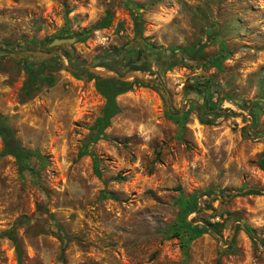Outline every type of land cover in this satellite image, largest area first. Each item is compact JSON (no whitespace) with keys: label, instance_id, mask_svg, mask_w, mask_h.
<instances>
[{"label":"rangeland","instance_id":"rangeland-1","mask_svg":"<svg viewBox=\"0 0 264 264\" xmlns=\"http://www.w3.org/2000/svg\"><path fill=\"white\" fill-rule=\"evenodd\" d=\"M75 66L146 83L95 142L106 98ZM0 115L28 152L0 136V264H264V0H0Z\"/></svg>","mask_w":264,"mask_h":264},{"label":"trees","instance_id":"trees-1","mask_svg":"<svg viewBox=\"0 0 264 264\" xmlns=\"http://www.w3.org/2000/svg\"><path fill=\"white\" fill-rule=\"evenodd\" d=\"M110 18L109 16H106L103 18V20L96 25L97 28L101 27H106L109 25ZM141 19L136 17L134 20V26L136 32L140 33L141 32ZM155 49V45L149 46V50ZM184 52H186L187 56L192 58H196L200 56L203 52L200 48L191 46L189 48H184ZM170 53H173V50H170ZM106 56V55H105ZM69 60H71V56L69 55ZM145 58H139L136 60H133L129 64H127V69L129 70H138L141 69V67L138 66V62H144ZM101 65H107V62L105 63H100ZM160 66H163L162 62L158 63ZM111 67V66H110ZM27 69V72L30 76V79L26 82L25 87L29 88L34 84V78L37 74L36 70L34 69H29L27 66H25ZM112 68V67H111ZM74 74H82L85 73L89 78L94 79L95 82V87L96 89L105 96L106 101L102 109L101 115L97 118L96 123H95V133L91 138V142H95L97 139L102 138L105 136L104 134V128L108 125L109 120L111 117H113L115 114L119 112V108L116 104L115 98L117 95L122 94L132 88L135 84H146L141 80L139 77H135L133 80H125L122 79L121 77L117 76H110V75H101L95 72L90 71L86 67H79L75 66L72 71ZM160 86L163 87L162 83H159ZM201 112L203 111V108H199ZM184 111H174L171 110L169 111V115H179L184 117L185 116ZM199 120L202 123H211V120L208 118H204L203 116H199ZM0 136L2 137L4 141V146L5 150L7 152H10L13 154L18 161H23L26 159L28 152L22 148V146L19 144V142L16 140L14 136V130L13 128L5 121V119L0 115ZM93 161H94V171L96 174L99 175V169H98V160L96 156H93ZM262 167L264 169V161L262 162ZM116 179H124V176L118 175L116 176ZM179 189V188H177ZM209 192V190H206ZM221 195H226V196H233V195H240V194H247V195H258L262 194V190L259 188H246V189H238L236 192L232 193L231 191H225L221 190L219 192ZM198 197L199 194H192L191 196L187 198H182L180 197L178 199V202L180 203L181 211L188 213L194 209L197 208L198 206ZM185 225H187V228L192 232L193 235H199L200 233L207 231L209 225H212L210 222H206L205 226H198V225H193L190 222L185 221ZM246 230L249 232V230L246 228ZM176 234L178 232L176 231ZM17 252L20 253V245L17 241L14 240ZM62 258V257H61Z\"/></svg>","mask_w":264,"mask_h":264},{"label":"water","instance_id":"water-1","mask_svg":"<svg viewBox=\"0 0 264 264\" xmlns=\"http://www.w3.org/2000/svg\"><path fill=\"white\" fill-rule=\"evenodd\" d=\"M74 40V38H67V39H55L53 40V42L50 44V46L54 47V46H67L69 43H72V41ZM22 46L24 47H30L28 44L26 43H21ZM147 48H149L150 44L146 43L145 45ZM22 50L21 49H16V48H12V47H8L7 51L10 52V54L12 56H14V51L20 53ZM179 50L178 49H173V53H176L178 52ZM125 50L124 51H119V50H114L112 52H110L109 54H107L106 56H102V57H99V58H96L91 64L92 65H96V64H100V63H105L109 60H112V59H121L123 57V55L125 54ZM167 52L170 53V51L168 50ZM183 61L184 62H188V63H193L195 62L194 59H188L186 58L185 56L183 57ZM89 69L92 71V72H95V73H98V74H103V75H109V74H106V73H102L101 71L99 70H96L92 67H89ZM111 76V75H110ZM122 79H126L124 77H122Z\"/></svg>","mask_w":264,"mask_h":264},{"label":"flooded vegetation","instance_id":"flooded-vegetation-1","mask_svg":"<svg viewBox=\"0 0 264 264\" xmlns=\"http://www.w3.org/2000/svg\"><path fill=\"white\" fill-rule=\"evenodd\" d=\"M24 48L26 49V48H28V47H24ZM20 56H21V55H20ZM113 61H116V60H115V59L109 60V61H107V64H108L109 66L112 67V64H111V63H112Z\"/></svg>","mask_w":264,"mask_h":264}]
</instances>
